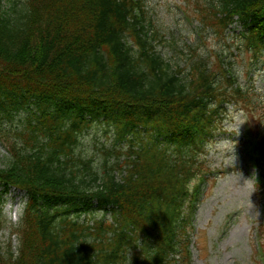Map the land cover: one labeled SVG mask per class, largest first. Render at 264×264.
Returning a JSON list of instances; mask_svg holds the SVG:
<instances>
[{
  "label": "trees",
  "instance_id": "obj_1",
  "mask_svg": "<svg viewBox=\"0 0 264 264\" xmlns=\"http://www.w3.org/2000/svg\"><path fill=\"white\" fill-rule=\"evenodd\" d=\"M3 1L0 182L29 195L12 264H190L188 211L209 171L176 153L201 150L197 140L212 136L233 103L261 111L247 155L264 172V106L199 46L165 60L140 0H27L13 16ZM216 12L245 20L249 41L234 37L236 49L260 56L264 0H212L196 10L203 28L208 15L220 24ZM96 122L113 148L102 144L95 162L77 145ZM113 205V224L92 216ZM82 212L91 225H62ZM11 258L0 253V264Z\"/></svg>",
  "mask_w": 264,
  "mask_h": 264
},
{
  "label": "rangeland",
  "instance_id": "obj_2",
  "mask_svg": "<svg viewBox=\"0 0 264 264\" xmlns=\"http://www.w3.org/2000/svg\"><path fill=\"white\" fill-rule=\"evenodd\" d=\"M24 0H11L15 9L22 7ZM146 16L151 18L160 33L166 38L174 37L179 46L187 52L185 43H193L191 27L185 26L179 15L173 11L175 5H182L181 0H144ZM228 41V40H227ZM226 41V42H227ZM215 42L208 41V46ZM222 48L221 43L216 45ZM213 49V48H212ZM264 57L253 59L249 53L239 55L233 63L235 74L240 83L244 84L264 103ZM263 59V62L262 60ZM229 108L228 116L223 122V134L217 136L202 153L205 164L210 168L225 169V173L210 179L207 187L200 195L193 217V230L189 244L190 264H254V244L256 228L261 221L262 204L258 200L257 191L253 186V178L248 172L243 149L239 141L240 132L246 127H255L257 118L248 113L252 121H247L246 115ZM260 113V112H259ZM103 123H94L82 144L83 157L94 156L95 162L99 157L101 142L108 146L110 132L103 133ZM242 129V130H241ZM98 141V139H100ZM107 141H104V139ZM4 149L0 145V154ZM5 195V194H4ZM3 195V196H4ZM13 202L24 201L22 194L11 189L6 193ZM2 211H10L4 206ZM5 227L0 231V243L4 251L11 240L12 249L16 246L17 238H10L9 226L16 222L4 216Z\"/></svg>",
  "mask_w": 264,
  "mask_h": 264
},
{
  "label": "clouds",
  "instance_id": "obj_3",
  "mask_svg": "<svg viewBox=\"0 0 264 264\" xmlns=\"http://www.w3.org/2000/svg\"><path fill=\"white\" fill-rule=\"evenodd\" d=\"M0 205H3L10 211H0V215L5 216L8 220L19 222L23 215V209L26 206V201L13 202L6 194L0 196Z\"/></svg>",
  "mask_w": 264,
  "mask_h": 264
}]
</instances>
